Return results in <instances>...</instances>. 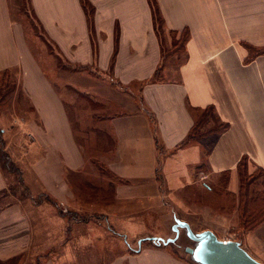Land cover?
Listing matches in <instances>:
<instances>
[{
	"label": "crops",
	"instance_id": "crops-1",
	"mask_svg": "<svg viewBox=\"0 0 264 264\" xmlns=\"http://www.w3.org/2000/svg\"><path fill=\"white\" fill-rule=\"evenodd\" d=\"M28 1L50 44L35 49V33L0 0V76L15 80L32 110L14 118L19 154L11 143L4 151L32 197L47 200L6 203L0 167V261L50 253L46 264H202L161 247L110 251L106 242L120 240L111 227L137 239L140 223L105 213L187 211L202 204L205 181L216 211L227 197L224 225H238L239 164L264 171V53L251 57L264 51V0H88L92 28L81 0ZM210 109L211 124L202 120ZM201 120L207 134L188 140ZM239 242L264 264V223Z\"/></svg>",
	"mask_w": 264,
	"mask_h": 264
},
{
	"label": "rangeland",
	"instance_id": "rangeland-1",
	"mask_svg": "<svg viewBox=\"0 0 264 264\" xmlns=\"http://www.w3.org/2000/svg\"><path fill=\"white\" fill-rule=\"evenodd\" d=\"M9 9H10V15L12 18V21H18L21 22L27 31H32L35 33V38H32V44L34 48L36 49V46L38 43H41L43 40L44 42H48V40L43 38V32L40 27V24L35 23V20L33 18V11L30 5V2L28 0H8ZM30 38V39H31ZM49 43V42H48ZM47 43V47L51 48ZM50 44V43H49ZM8 78V77H6ZM116 90L123 91L124 89H127L126 86L116 83L115 84ZM85 98H87L84 95ZM88 99V98H87ZM116 108V107H115ZM121 108L118 107L117 110L113 111L114 114H118L117 111H119ZM28 112V113H27ZM32 113V110L29 109V104L24 99L23 96H21V93L18 89V85L13 79H4V77L0 76V154L6 153L3 151L4 148H6L8 145L13 144L14 148H16L15 154H19L18 150V143H21L22 140L21 136L18 135V130L16 128L15 119L16 116H20L21 113L24 115H28ZM209 116L205 117L211 120L210 124L213 123L210 116H212L214 113L213 111H208ZM12 122V123H11ZM14 124V125H13ZM206 126L207 123H204ZM3 141V142H2ZM3 146V148H2ZM18 147V148H17ZM6 160L1 161V164H4ZM9 177L10 185L14 189L12 192H8V196L6 197V203L9 202H32V203H39L42 201L47 200L44 196L39 195L38 197H32V195L28 192L29 183L22 178V183L18 184L16 179L14 178V175L7 174ZM204 186L203 193H202V199L203 202L201 205L194 206L188 205V210L180 209L174 205L168 207H165L164 209H167L166 212L169 210L170 214H165L158 216L154 211H144V210H132V211H126V210H118L114 213L116 214V217L111 215L113 212L108 211L105 213V219L107 218H118L127 220L128 218H136L137 222L140 223L139 225L132 226V232L134 235L138 236L137 239H134L133 236L129 235L128 229H126V226L123 225V230H121L122 227H111L117 234V237L120 238V240H116L114 244H111L110 242H106L111 247H114V251H116V254H120L122 251H127L132 246L133 249H135L132 252H135L137 250H141V248H150V247H161L165 248L169 253L172 255H176L178 258H186L188 260L192 259V255H196L197 251L200 248V243L195 241L191 238L189 235L187 229L185 227L180 226V223H188L192 229V231L196 235L202 234L205 230H202V228H208L206 230H214L216 234L220 235L221 240H235L236 238L239 241L243 240V236H240L238 233H231L230 227L233 225H224L226 223H229V216H231V213H228V207L225 206V201H227L226 196H222L221 199L223 200V207L225 209H220L216 211V209L212 206L211 200L213 199V195L208 191L209 183L203 182ZM238 181L232 180L231 186H229V190H235V187L237 188ZM30 188V187H29ZM165 185V190H166ZM227 191V187H220L221 194H224ZM167 192V190H166ZM34 196V195H33ZM230 202V200H229ZM227 205V203H226ZM101 212V214L104 212ZM189 213L191 216L188 217ZM219 214H227V216H219ZM196 215V217H195ZM103 216V215H101ZM187 219V221H182L183 219ZM154 219V220H153ZM159 219H164L167 223L165 225L159 224ZM145 222H153L152 224H149V226H145ZM236 222V220H235ZM137 223V224H138ZM223 225V226H221ZM126 229V231L124 230ZM233 230V228L231 229ZM228 232V233H227ZM237 232V231H234ZM139 234V235H138ZM133 235V234H132ZM249 235V234H247ZM135 236V237H136ZM169 240H172L171 242ZM138 245H137V242ZM101 247L102 249H105V243L101 240H95L92 239V248L93 247ZM255 252V251H254ZM257 252V251H256ZM94 253V252H93ZM193 255V257H194ZM50 258V253H45L44 256L41 259H37L36 263L35 257L28 256L24 262H19L18 264H46V262ZM91 264H98L99 262H105L107 259H99V258H91ZM49 263V262H48ZM47 263V264H48Z\"/></svg>",
	"mask_w": 264,
	"mask_h": 264
},
{
	"label": "trees",
	"instance_id": "trees-1",
	"mask_svg": "<svg viewBox=\"0 0 264 264\" xmlns=\"http://www.w3.org/2000/svg\"><path fill=\"white\" fill-rule=\"evenodd\" d=\"M83 7L87 13L90 27L92 28V15H93V6L90 4L88 0H81ZM156 21L160 22V19L156 18ZM187 33H183L180 39L176 43V50H179L181 46L183 48L184 42L187 40ZM253 55L251 57H255L260 53H264V51L260 50H253ZM4 79H6V75H4ZM207 110L205 117L209 116ZM207 119V118H206ZM198 121L194 128L191 130L188 140L197 139L201 136L207 134L206 132H202L203 121ZM228 126L226 124H221L218 128L211 131H223ZM1 142V140H0ZM3 142V141H2ZM1 145L4 143H0ZM2 146V148H3ZM4 151V149H3ZM6 160L4 164H1V161ZM0 167L6 172L7 174L14 175L18 184L22 183V174L19 167L13 162L12 158L6 151V153L0 154ZM238 172L240 176V207L238 210V225H235L233 230L230 229L231 233H238L240 236H243L244 233L255 229L260 224L264 223V171L259 168H252L250 163L247 159H244L240 162L238 167ZM14 189L10 185L9 192H12ZM8 195L6 194V197ZM47 199V198H46ZM49 200V199H48ZM208 228H202V230H206ZM237 231V232H234ZM20 262V257L8 260L6 262H1L0 264H18Z\"/></svg>",
	"mask_w": 264,
	"mask_h": 264
},
{
	"label": "water",
	"instance_id": "water-1",
	"mask_svg": "<svg viewBox=\"0 0 264 264\" xmlns=\"http://www.w3.org/2000/svg\"><path fill=\"white\" fill-rule=\"evenodd\" d=\"M179 225L185 227L191 238L200 243L196 257L202 264H262L254 259L238 241L221 240L211 230H205L202 234L196 235L188 223Z\"/></svg>",
	"mask_w": 264,
	"mask_h": 264
},
{
	"label": "bare ground",
	"instance_id": "bare-ground-1",
	"mask_svg": "<svg viewBox=\"0 0 264 264\" xmlns=\"http://www.w3.org/2000/svg\"><path fill=\"white\" fill-rule=\"evenodd\" d=\"M219 238V237H218ZM220 239V238H219Z\"/></svg>",
	"mask_w": 264,
	"mask_h": 264
}]
</instances>
